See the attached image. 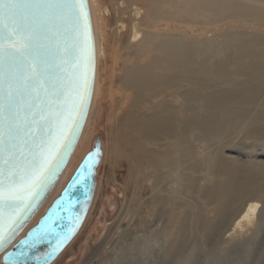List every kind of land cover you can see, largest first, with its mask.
I'll list each match as a JSON object with an SVG mask.
<instances>
[{
	"label": "rangeland",
	"instance_id": "obj_1",
	"mask_svg": "<svg viewBox=\"0 0 264 264\" xmlns=\"http://www.w3.org/2000/svg\"><path fill=\"white\" fill-rule=\"evenodd\" d=\"M94 5L100 90L89 127L97 124L92 143L100 134L104 159L99 170V190L92 213L53 264H264V198L260 193L264 188V134L254 130V127L263 126L264 121L254 124L246 119L242 124L231 127L232 130L222 136L221 142L218 139L208 140L197 130L190 132L196 160L200 163L199 168L192 171L196 179L194 189L185 188L188 170L183 163L171 174L169 183L164 182L166 193L175 198L176 212L183 213L186 218L181 248L178 253L169 256L167 251L176 241L178 224L171 222L168 207L162 209L155 203L156 190L151 177L146 179L142 175L143 168L140 172L130 169L128 159L119 155L121 153H114L111 136L122 121V114L130 109L128 105L132 92L125 91L123 87L126 67L133 62L146 63L151 57L147 48L148 51L145 49L141 57L138 51V43L143 41L145 32L169 28L171 32H185L188 39L217 40L215 37L229 28L264 36V24L227 18L222 22L191 25L163 21L157 29H152L147 27L151 22L143 20L146 11L141 5L129 7L125 0H95ZM243 77L237 73L230 75L233 82H241ZM213 84L216 89L229 86L219 80ZM186 88H189V82L181 81L177 91V96H180L176 100L178 107L184 106L181 94ZM119 140L124 142L125 138L120 136ZM217 152L237 162L241 168L256 167V180L254 188L238 200L222 223L219 222V227L207 234L202 227L205 222L215 220L216 214L213 201L205 196L203 190L219 180L218 173L213 172L209 164V161H215ZM51 195L44 208L40 209L38 219L31 222L28 229L37 223L57 197L52 198ZM252 201L257 203V210L251 214V220H243L237 225L236 217Z\"/></svg>",
	"mask_w": 264,
	"mask_h": 264
},
{
	"label": "bare ground",
	"instance_id": "obj_2",
	"mask_svg": "<svg viewBox=\"0 0 264 264\" xmlns=\"http://www.w3.org/2000/svg\"><path fill=\"white\" fill-rule=\"evenodd\" d=\"M125 1L129 7L141 5L145 9L143 20L150 21L151 24L147 27L152 29L163 21L191 25L222 22L227 18L264 24V0ZM89 2L97 57L93 98L82 135L67 167L52 190V198L57 196L88 152L97 126L95 124L89 127L100 90L95 0ZM166 29L144 31L143 41L138 43V51L141 57L147 48L151 57L146 63L133 62L134 64L126 67L123 87L125 91L132 92L128 105L130 109L122 114L123 119L111 136L114 153L125 156L130 169L140 172L143 168L142 175L146 179L151 177L156 190L155 203L162 209L168 207L171 210V222L178 224L174 239L176 241L167 251L169 256L178 253L181 248L186 218L183 213L176 212L175 198L166 193L164 182L169 183L171 174L183 163L188 170L185 174V188L194 189L196 179L192 171H196L200 163L196 160L191 131H200L208 140L218 139L221 142L222 136L231 127L242 124L246 119L254 124L264 121V36L248 33L246 30L226 28L221 35L215 37L217 40H200L186 38L185 32H171L169 28ZM232 73L244 76V79L233 82L230 78ZM184 80L189 82V88L181 94L184 106L178 107L176 100L180 96H177V91ZM218 80L228 83L229 86L216 89L213 83ZM254 128L256 132L264 134V125ZM120 136L125 138L124 142H120ZM209 164L212 171L218 173L219 180L203 190L205 196L213 201L216 214L215 220L211 219L207 223L204 220L202 228L207 234L219 227V222L222 223L238 200L254 188L256 180V167L241 168L240 164L226 159L221 152H217L215 161L211 160ZM98 190L99 187L85 223L96 203ZM260 193L264 198V188ZM256 208L255 201L248 203L239 217H236V224L251 220V214ZM40 213L41 211L37 213L32 223L38 219ZM24 234L26 230L22 236ZM1 259L0 257V261Z\"/></svg>",
	"mask_w": 264,
	"mask_h": 264
},
{
	"label": "water",
	"instance_id": "obj_3",
	"mask_svg": "<svg viewBox=\"0 0 264 264\" xmlns=\"http://www.w3.org/2000/svg\"><path fill=\"white\" fill-rule=\"evenodd\" d=\"M86 38L72 21H59L55 34H49L42 56L50 70L45 73L47 91L39 96L24 92L21 103V126L30 130L27 137L32 151L20 161L22 175L27 177L39 169L42 152L50 153L40 179H26L20 196L8 203L0 201V257L2 264H53L82 229L96 190L104 156L101 135L85 154L73 175L45 213L24 236L22 233L50 197L67 167L84 130L90 111L96 79V42L89 0ZM82 48L85 51L82 52ZM59 49V50H57ZM87 102L82 116L73 113L84 81ZM79 127L72 133L74 119ZM67 124V127L64 125ZM63 128V135L61 129ZM2 167V165H0Z\"/></svg>",
	"mask_w": 264,
	"mask_h": 264
},
{
	"label": "snow or ice",
	"instance_id": "obj_4",
	"mask_svg": "<svg viewBox=\"0 0 264 264\" xmlns=\"http://www.w3.org/2000/svg\"><path fill=\"white\" fill-rule=\"evenodd\" d=\"M85 3L86 0H0V201L10 207L21 199L23 181L40 179L50 156L42 152L39 169L27 177L22 175L20 161L32 151L27 139L30 130L20 122L23 94L27 91L38 97L41 90L47 91L45 73L50 69L41 53L47 49L49 34H55L57 22L72 21L86 38ZM86 84L85 80L73 103V113L79 116L87 102ZM73 123L74 134L79 127L78 118ZM3 239L0 236V241Z\"/></svg>",
	"mask_w": 264,
	"mask_h": 264
}]
</instances>
